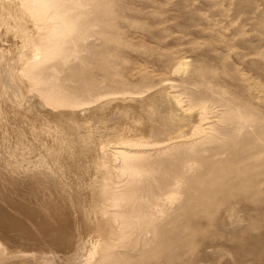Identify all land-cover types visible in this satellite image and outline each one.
I'll return each mask as SVG.
<instances>
[{
  "label": "rangeland",
  "instance_id": "obj_1",
  "mask_svg": "<svg viewBox=\"0 0 264 264\" xmlns=\"http://www.w3.org/2000/svg\"><path fill=\"white\" fill-rule=\"evenodd\" d=\"M40 4L0 1V264H264V0Z\"/></svg>",
  "mask_w": 264,
  "mask_h": 264
},
{
  "label": "bare ground",
  "instance_id": "obj_2",
  "mask_svg": "<svg viewBox=\"0 0 264 264\" xmlns=\"http://www.w3.org/2000/svg\"><path fill=\"white\" fill-rule=\"evenodd\" d=\"M0 1H2V0H0ZM22 1V0H21ZM29 2H30V0H28ZM35 3H41L40 4V6H38V7H36V10H40V9H43V10H45V9H47V7L49 6V5H51V4H53V2L54 1H56V0H33ZM24 2H26V1H24ZM32 2V1H31ZM4 3H6L5 1H4ZM28 3V2H27ZM17 4V3H16ZM25 5V4H24ZM27 5V4H26ZM32 5V4H31ZM23 6V5H22ZM28 6H30V5H28ZM27 6V7H28ZM33 6V5H32ZM23 10H25V11H27V8H25V6H23ZM28 8H30V7H28ZM31 8H33V7H31ZM35 10V9H34ZM35 10V11H36ZM29 11V10H28ZM31 12H33L32 10H31ZM35 14V13H34ZM36 14L37 15H39V14H41L40 12H39V14L36 12ZM38 17V16H37ZM40 17H43V16H40ZM48 17V16H47ZM32 19V18H31ZM41 18H39V20H40ZM38 20V21H39ZM43 20V19H42ZM41 20V21H42ZM36 22V21H35ZM64 23V27L65 28H67V27H69V26H67V22H63ZM44 28V27H43ZM46 29H47V27H45ZM41 30H45V29H41ZM46 31V30H45ZM47 32H48V30H47ZM51 32V31H50ZM40 34V33H39ZM42 34V33H41ZM40 35H38L37 37H34V38H38ZM45 36V35H44ZM18 37V36H17ZM47 37V36H46ZM52 38V37H51ZM40 39V38H39ZM35 40V39H34ZM42 41V40H41ZM31 50H32V56H30V57H28V58H26V60L24 61V69H23V73L25 74V76L26 77H28V75L29 74H31L32 72H35L36 70H37V68L41 65V63H42V61H43V58H44V56H45V53H46V51H44V47H42L40 44H38V43H35V42H33V43H31ZM46 60H48L47 58H45ZM23 68V67H22ZM21 68V69H22ZM187 68H188V62H187V60L186 61H182V62H180L176 67H175V70H174V72L175 73H178V74H181V73H186V72H188L187 71ZM176 75V74H175ZM23 76V75H22ZM21 81V80H20ZM30 81V80H29ZM31 82V81H30ZM46 83V82H45ZM32 86V85H31ZM167 94H168V92H166ZM170 93V96L172 97V99H173V101L175 102V105L177 106V107H179V108H181L182 109V111L184 112V111H188V110H186V108L184 109V107L182 106V103L179 101V99H178V96L177 95H175V93L173 94V92H169ZM44 95H46V94H44ZM115 95V94H114ZM169 95V94H168ZM167 96V95H166ZM163 97V96H162ZM43 98V97H42ZM149 98V97H148ZM180 98V97H179ZM45 100V99H44ZM43 100V101H44ZM55 100H57V99H55ZM47 101V100H46ZM54 100H52V102H53ZM58 101V100H57ZM203 101V100H202ZM49 102H51V100L49 101ZM49 102L47 103V104H49ZM99 102V101H98ZM149 102V101H148ZM200 102V101H199ZM56 103V102H55ZM83 103V102H82ZM87 103H89V102H87ZM97 103V102H96ZM59 104H61V103H59ZM65 104H67V103H65ZM65 104H63V105H65ZM71 104V103H70ZM94 104H95V102H94ZM204 104H206V103H204ZM80 105V104H79ZM147 105V104H146ZM161 105V104H160ZM202 105H203V103H202ZM49 106V105H48ZM51 107H52V105H50ZM59 106V105H58ZM87 106V105H86ZM88 106H90V105H88ZM57 106H55V108H56ZM71 108H73L72 106H70ZM83 106L81 105V108H82ZM156 106H155V103L154 102H150V104L147 106V108L149 109L148 111L150 112L151 110L154 112L156 109H157V107L155 108ZM54 108V109H55ZM70 108V109H71ZM77 108H79V107H77ZM76 108V109H77ZM98 108V107H97ZM146 108V109H147ZM65 109V108H64ZM63 109V110H64ZM88 108H84V109H82V111H86ZM62 110V111H63ZM100 110V109H99ZM137 110V109H136ZM160 110V109H159ZM55 111V110H54ZM157 111V110H156ZM182 111H181V113H182ZM198 111L200 112V114L202 115L203 113H204V108H202V107H199V109H198ZM236 111V110H235ZM147 112V111H146ZM152 112V113H153ZM174 112V111H173ZM172 112V113H173ZM134 113V112H133ZM151 113V112H150ZM158 113V112H157ZM160 113V112H159ZM174 113H176V112H174ZM187 112H185V114H186ZM236 113H237V111H236ZM134 115V114H133ZM173 115V114H172ZM175 115V114H174ZM176 116V115H175ZM244 116V115H243ZM174 117V116H173ZM179 117H181V116H179ZM192 116L191 115H183L181 118H183L184 120H186V122H189V123H191V125H192V129H193V133H194V130H197V129H200V127H198V125H196V124H193L192 123V121H191V118ZM236 117H237V115H236ZM240 117V116H239ZM167 118H169V117H167ZM167 118H166V120H167ZM178 118V117H177ZM241 118H243L244 119V117H242L241 116ZM200 119V118H199ZM138 120V119H137ZM170 120V119H169ZM174 120V119H173ZM176 120V119H175ZM196 121V120H195ZM241 121V120H240ZM200 122V121H199ZM242 122V121H241ZM247 122V121H246ZM245 122V123H246ZM245 123H243L244 125H246ZM203 124V123H202ZM204 124H206V123H204ZM109 125H111V124H109ZM133 125V124H132ZM105 126H107V125H105ZM131 126V125H130ZM202 126V125H201ZM118 127V126H117ZM127 127H128V125H127ZM130 128V127H129ZM116 130V129H115ZM134 132H136V131H134ZM239 132V131H238ZM139 133V132H138ZM66 134V133H65ZM189 134H190V132H188V131H185L184 129L182 130V134L180 135V136H178V138L180 139H182V138H185V137H188L189 136ZM127 135V134H126ZM129 135V134H128ZM132 135V134H131ZM146 135V134H145ZM119 137V136H118ZM105 138V137H104ZM120 138V137H119ZM177 138V139H178ZM190 138V137H189ZM173 139V138H172ZM118 140V139H117ZM116 140V141H117ZM169 140H171V139H169ZM174 140V139H173ZM101 141V147H100V149L103 151V154H102V156H101V158H103L104 157V159L103 160H106L107 158H109V157H107L106 158V149H107V144H104L103 143V141L102 140H100ZM165 141V140H164ZM172 141V140H171ZM106 142V141H105ZM155 143H149L148 141H146V140H142V139H134V138H129V139H121L120 141L118 140V142H114V143H112V144H114L113 146H111V149H112V152H113V154H114V157H115V159H116V161H118L119 163H120V165H121V168H123V170L124 169H130V170H132L133 172H135V173H141V166L138 164V163H140L139 162V159H141V156H139L140 154H142L140 151H141V149H143L144 147H146V146H149V145H158L160 142H162V141H160V142H156V141H154ZM166 142V141H165ZM169 142V141H168ZM173 142V141H172ZM174 142H176V141H174ZM167 143V142H166ZM162 145H163V143H161ZM161 144H159V146H161ZM97 145V144H96ZM95 145V146H96ZM109 146V145H108ZM152 146V147H153ZM156 146H154V147H156ZM109 148V147H108ZM146 149V148H145ZM99 150V148L97 149V151ZM101 152V151H100ZM111 154V153H110ZM109 156V155H108ZM111 157V156H110ZM106 158V159H105ZM110 161V160H109ZM109 161H105V166H106V163L108 164V166H109ZM115 161V160H114ZM104 162V161H103ZM102 162V163H103ZM138 162V163H137ZM111 163V162H110ZM111 165V164H110ZM102 166V165H101ZM104 168H106V167H104ZM104 168H103V170H104ZM112 168V167H111ZM116 169H117V167H115ZM109 169V168H108ZM108 169H106L107 171H108ZM113 170V169H112ZM119 170V169H118ZM120 172V171H119ZM110 173H112V172H110ZM114 173V172H113ZM112 173V174H113ZM108 178V177H107ZM109 179V178H108ZM111 180H112V178H110ZM106 181H108V180H106ZM106 183V182H105ZM116 182H114V183H112V187H113V185L115 184ZM124 183V182H123ZM110 184V183H109ZM109 184H107V185H109ZM119 184V183H118ZM116 185V184H115ZM118 186V185H117ZM125 186V185H124ZM108 187H110V186H108ZM112 187H111V189H109V190H114V189H112ZM115 191V190H114ZM127 192V191H126ZM98 193V192H97ZM110 194H117V193H115V192H113L112 193V191L111 192H109ZM132 193V192H131ZM170 193H172V192H170ZM110 194H108L107 193V195H110ZM106 195V193H105V196H107ZM118 195V194H117ZM111 197H112V195H111ZM104 198H106V197H104ZM108 198V197H107ZM112 198H114V199H116L115 197H112ZM112 198H110L109 197V199H112ZM100 199V198H99ZM104 200V199H103ZM136 201V200H135ZM109 215V214H108ZM107 218V217H106ZM115 218H118L117 220H120L119 219V217H116L115 216ZM114 218V219H115ZM105 221V220H104ZM121 226V225H120ZM124 226V225H123ZM123 226H121V227H123ZM114 227V226H113ZM116 227V226H115ZM121 227H119L120 229H122ZM119 228L117 229V231L119 230ZM110 230V229H109ZM116 230V229H115ZM108 231V230H107ZM112 231V230H111ZM119 231H122V230H119ZM118 231V232H119ZM116 232V231H115ZM109 234H110V232H109ZM115 234H117V233H115ZM119 234H120V232H119ZM101 235V234H100ZM113 235V234H112ZM121 235V234H120ZM124 235V234H123ZM122 235V236H123ZM127 235V234H126ZM108 236V235H107ZM114 236V235H113ZM116 236V235H115ZM125 236V235H124ZM74 237V236H73ZM118 237V236H117ZM120 237V236H119ZM109 238V237H108ZM124 238V237H123ZM112 239H114V238H112ZM119 239V238H118ZM120 239H122L121 237H120ZM98 240H100V241H102L101 239H98ZM111 242H113V241H111ZM104 243V242H103ZM103 243H102V245H103ZM116 243V242H115ZM99 244H101L100 242H99ZM109 245H106L107 247L108 246H112V243L110 244V242L108 243ZM114 244V243H113ZM101 245V246H102ZM103 246H105V244L103 245ZM105 246V247H106ZM118 247V246H117ZM99 248V247H98ZM106 249V248H105ZM105 249H103V250H105ZM99 251H100V249H99ZM99 254H100V252H99ZM102 255H104V254H102ZM101 257V258H100ZM100 257H98V259H101L102 260V258H103V256H100ZM112 257V256H111ZM101 262V261H100ZM92 264H101V263H98V262H93ZM109 264V263H108ZM112 264V263H111Z\"/></svg>",
  "mask_w": 264,
  "mask_h": 264
}]
</instances>
